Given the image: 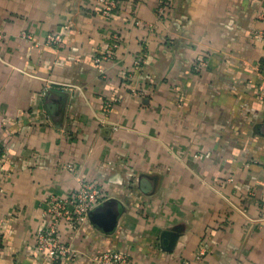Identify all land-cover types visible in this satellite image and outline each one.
<instances>
[{"label":"crops","instance_id":"0c3cea01","mask_svg":"<svg viewBox=\"0 0 264 264\" xmlns=\"http://www.w3.org/2000/svg\"><path fill=\"white\" fill-rule=\"evenodd\" d=\"M170 3L0 0V264L43 263L46 199L82 181L119 213L63 225L60 264H264V0Z\"/></svg>","mask_w":264,"mask_h":264},{"label":"built area","instance_id":"2783aa9c","mask_svg":"<svg viewBox=\"0 0 264 264\" xmlns=\"http://www.w3.org/2000/svg\"><path fill=\"white\" fill-rule=\"evenodd\" d=\"M102 5V13L111 14L117 9L118 0H99ZM170 0H158L157 13L163 18L168 11ZM137 24L140 21H136ZM47 43L54 46H60L62 39L56 34H50L47 37ZM117 45H114L115 48ZM148 48L143 45L134 59V65L137 69H142L147 62ZM108 53L107 56H110ZM102 57H96V61H101ZM207 62L199 59L194 62L193 69L198 72L205 67ZM138 92L136 89H134ZM113 101L106 103V108L112 106ZM75 171L72 164L67 166ZM107 200L103 189L92 182L82 181L78 188L65 196L50 195L46 199V207L42 211V216L46 219L45 229L37 236L36 246L43 255L42 264H60L64 259L75 260L77 253L71 244H68L61 235L62 226H68L72 230H77L81 225L90 219L93 210ZM95 264H131V257L119 250H110L99 252L95 257Z\"/></svg>","mask_w":264,"mask_h":264},{"label":"water","instance_id":"95a60500","mask_svg":"<svg viewBox=\"0 0 264 264\" xmlns=\"http://www.w3.org/2000/svg\"><path fill=\"white\" fill-rule=\"evenodd\" d=\"M118 209L112 201H105L92 211L90 219L101 229H108L112 221L118 215Z\"/></svg>","mask_w":264,"mask_h":264}]
</instances>
